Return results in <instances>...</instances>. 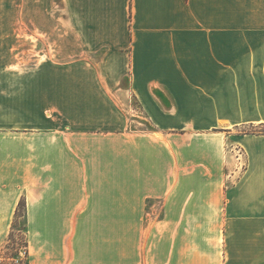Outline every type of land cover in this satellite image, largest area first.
<instances>
[{
    "label": "crops",
    "instance_id": "crops-1",
    "mask_svg": "<svg viewBox=\"0 0 264 264\" xmlns=\"http://www.w3.org/2000/svg\"><path fill=\"white\" fill-rule=\"evenodd\" d=\"M21 7L0 250L23 199L27 264H264V0Z\"/></svg>",
    "mask_w": 264,
    "mask_h": 264
},
{
    "label": "rangeland",
    "instance_id": "rangeland-1",
    "mask_svg": "<svg viewBox=\"0 0 264 264\" xmlns=\"http://www.w3.org/2000/svg\"><path fill=\"white\" fill-rule=\"evenodd\" d=\"M25 18L21 0H0V69L19 67L22 50L28 47L22 39L29 40V47H36L37 31L32 24L26 23ZM6 42H14V45L7 46ZM6 47L10 50L6 51ZM246 129L263 131L264 126H249ZM26 250L25 222L20 211L8 240L0 250V264H27Z\"/></svg>",
    "mask_w": 264,
    "mask_h": 264
},
{
    "label": "trees",
    "instance_id": "trees-1",
    "mask_svg": "<svg viewBox=\"0 0 264 264\" xmlns=\"http://www.w3.org/2000/svg\"><path fill=\"white\" fill-rule=\"evenodd\" d=\"M23 210H24V201H23V199H21L20 201H19V203H18V205H17V209H16V215H15V220L13 221V223H12V227H13V225H14V222L16 221V219H17V217H18V213L20 212V211H22V216H23ZM12 230V229H11ZM10 234H11V231H10ZM10 236V235H9ZM9 238V237H8ZM27 251V250H26Z\"/></svg>",
    "mask_w": 264,
    "mask_h": 264
},
{
    "label": "built area",
    "instance_id": "built-area-1",
    "mask_svg": "<svg viewBox=\"0 0 264 264\" xmlns=\"http://www.w3.org/2000/svg\"><path fill=\"white\" fill-rule=\"evenodd\" d=\"M233 151H236V156H237L238 160H240L241 165H243L244 163L242 162V152H241V149L236 146Z\"/></svg>",
    "mask_w": 264,
    "mask_h": 264
}]
</instances>
